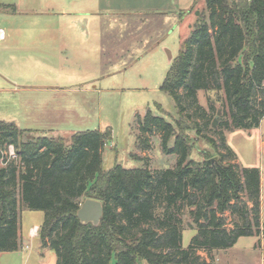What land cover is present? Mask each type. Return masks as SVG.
<instances>
[{"label": "trees", "instance_id": "1", "mask_svg": "<svg viewBox=\"0 0 264 264\" xmlns=\"http://www.w3.org/2000/svg\"><path fill=\"white\" fill-rule=\"evenodd\" d=\"M204 1L208 15H199L161 87L173 98L180 118L169 121L149 108L143 127L161 128L165 149L179 155L176 167L156 174L148 167L119 163L104 169L108 131H77L70 143L55 136L22 141L32 129L0 120V147L13 144L18 152L5 165L0 152V252L21 247L22 207L45 212L41 238L55 250L57 264H111L113 259L115 264H213L215 250L264 233L261 169L244 167L243 178L235 163L190 158L194 145L186 117L192 115L185 104V99L196 103L200 90L223 89L230 108L231 121H223L228 129L260 125L264 0ZM7 8L16 10L14 5ZM172 137L175 143L169 147ZM87 198L104 204L99 225L78 217ZM185 214L197 230L187 247Z\"/></svg>", "mask_w": 264, "mask_h": 264}, {"label": "rangeland", "instance_id": "2", "mask_svg": "<svg viewBox=\"0 0 264 264\" xmlns=\"http://www.w3.org/2000/svg\"><path fill=\"white\" fill-rule=\"evenodd\" d=\"M120 1L115 0L114 4ZM130 1H124L129 7L120 13L115 8L113 11L107 0H100L98 4L103 9L111 10L107 12H111L109 19L100 21L90 36L80 35L63 53L53 49L59 39L52 37L50 28L57 29V25L50 27L45 14H19L9 25L10 39L18 41L19 50L13 52L12 63L7 58L8 64L2 65L11 76L8 85L13 89H0V120L32 129L22 135V141L55 136L70 143L77 131L101 129L111 134L103 150L104 169L119 163L125 167H148L156 174L177 166L179 155L165 149L161 128L151 125L145 131L143 127L149 108L169 121L180 118L173 98L161 87L199 15H208L206 4L204 0H182L185 13L179 19L171 12L178 9H171L168 0H153L154 3L144 0L141 8ZM164 6L169 11L161 8ZM162 11L167 14L158 13ZM166 49L170 50L171 59ZM185 104L186 113L192 115L186 117L194 145L190 158L201 161L210 156L209 159L218 157L217 161L223 164L235 163L243 178L244 167L261 169L264 229V117L259 126L228 129L223 121H231L230 108L223 89L200 90L196 103L185 99ZM204 135L213 138L216 144ZM174 143L172 137L168 146ZM10 145L0 149L5 151ZM242 196L248 201L246 191ZM227 215L231 228L232 216L229 212ZM44 220L43 210L22 207L21 246L31 227L36 237L24 257L17 252L9 264H57L55 250L41 238ZM193 227V220L185 214L184 247L197 232ZM199 252L212 261L206 251ZM3 256L2 264H6ZM111 264H115V259ZM213 264H264V233L241 237L233 247L215 250Z\"/></svg>", "mask_w": 264, "mask_h": 264}, {"label": "crops", "instance_id": "3", "mask_svg": "<svg viewBox=\"0 0 264 264\" xmlns=\"http://www.w3.org/2000/svg\"><path fill=\"white\" fill-rule=\"evenodd\" d=\"M99 1L100 0H32L31 2L30 0H24L22 4V0H0V28H4L6 31V38L4 40H0V89H13L8 85L11 76L8 74V72L4 71L2 65L4 63L8 64V60L12 63L14 60L13 52L16 53L19 50L18 41L16 39H10L11 33L7 30L9 28V25H12L15 22V18L19 14H40L41 16L45 14L50 20L48 22L50 27L51 24L57 25V29L53 28L54 26L50 28L52 29L50 32L51 35H53L52 37L58 36L59 39V42L55 45V47L53 46V49H55V51L57 50L58 52L63 53L67 50L71 43H73L74 41L76 42V40L78 41L80 39V35L82 36L83 34H86L87 36H90L91 30L93 28L95 29V27L100 24V21L102 22V20L109 19L108 14H110L111 12H107L111 10L106 11V9H103V7L98 4ZM114 1L115 0H107L106 2V4L112 10L115 8L114 10H121L120 13H122V10L129 7L126 2H124L125 0L118 2V5L117 3L115 5ZM142 1L144 0H132L129 3L134 6H138V8H141L144 6ZM149 1V3H154L152 2L153 0ZM161 1L163 0H159L156 2ZM166 3L171 7V9L172 7L178 9L171 12H174L176 15H178L179 19H182L184 17V14L182 13L185 12V10H183V6L181 5L182 0H168ZM8 5H14L16 10L7 8ZM19 5L22 7H19ZM161 8L165 11H169L165 6ZM39 10H42L43 12ZM158 13H161V15L167 14V12L164 11ZM9 29L11 31L12 28ZM34 237H36V235L35 233H32L31 227L27 237H25L24 235V243L18 250L0 252V264H2L3 255L6 264H9L8 262H11V259H13L14 254H17V252H22V256L24 257V252L32 248L31 242L32 238ZM29 256L30 250L26 256V259H28Z\"/></svg>", "mask_w": 264, "mask_h": 264}, {"label": "water", "instance_id": "4", "mask_svg": "<svg viewBox=\"0 0 264 264\" xmlns=\"http://www.w3.org/2000/svg\"><path fill=\"white\" fill-rule=\"evenodd\" d=\"M169 53L170 59L172 58V54L170 50H167ZM218 157H214L208 160L210 164H214L217 162ZM104 215V204L101 200L95 198H87L82 203L80 209L78 210V217L81 222L93 223L94 225H99L101 219Z\"/></svg>", "mask_w": 264, "mask_h": 264}, {"label": "built area", "instance_id": "5", "mask_svg": "<svg viewBox=\"0 0 264 264\" xmlns=\"http://www.w3.org/2000/svg\"><path fill=\"white\" fill-rule=\"evenodd\" d=\"M6 38V31L4 28H0V40H4ZM1 152V163L2 164H7L10 160H14L18 158V154L15 150V146L11 144L9 146V149L2 150L0 149ZM6 159V161H4ZM33 230L37 231V228H34Z\"/></svg>", "mask_w": 264, "mask_h": 264}]
</instances>
